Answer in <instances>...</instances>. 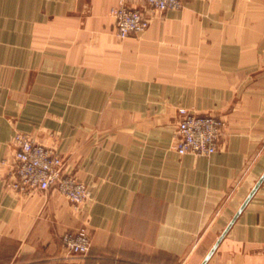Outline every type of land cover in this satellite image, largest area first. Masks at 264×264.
Returning <instances> with one entry per match:
<instances>
[{"label": "crops", "instance_id": "obj_1", "mask_svg": "<svg viewBox=\"0 0 264 264\" xmlns=\"http://www.w3.org/2000/svg\"><path fill=\"white\" fill-rule=\"evenodd\" d=\"M130 5L141 6L139 0ZM118 0H0V264H264V0H183L120 39ZM179 108L225 122L179 156ZM89 199L21 183L13 138ZM84 228L85 256L61 236Z\"/></svg>", "mask_w": 264, "mask_h": 264}, {"label": "built area", "instance_id": "obj_2", "mask_svg": "<svg viewBox=\"0 0 264 264\" xmlns=\"http://www.w3.org/2000/svg\"><path fill=\"white\" fill-rule=\"evenodd\" d=\"M118 0L111 9L114 28L120 39L137 37L145 32L152 17L168 9H178L183 0H139L141 6ZM174 131V149L179 156H210L218 151L225 122L208 113H191L180 108ZM15 170L24 185L47 192L55 190L70 203H85L90 193L76 176L66 172L65 160L50 146L40 144L29 134L17 133L13 138ZM62 247L68 256H85L90 249V239L84 228L65 231Z\"/></svg>", "mask_w": 264, "mask_h": 264}, {"label": "water", "instance_id": "obj_3", "mask_svg": "<svg viewBox=\"0 0 264 264\" xmlns=\"http://www.w3.org/2000/svg\"><path fill=\"white\" fill-rule=\"evenodd\" d=\"M264 180V175H262L261 179L259 180L258 184L256 185V187L253 189V191L250 193V195L248 196L247 200L245 201V203L249 200V198L254 194L255 190L257 189L258 185L261 183V181ZM225 232L219 237V239L217 240L216 244L212 247V249L210 250V252L207 254V256L205 257V259L203 260V262L201 264H205L207 262V260L210 258V256L213 254V252L215 251V249L217 248L218 243L220 242V240L223 238V236L225 235Z\"/></svg>", "mask_w": 264, "mask_h": 264}, {"label": "rangeland", "instance_id": "obj_4", "mask_svg": "<svg viewBox=\"0 0 264 264\" xmlns=\"http://www.w3.org/2000/svg\"><path fill=\"white\" fill-rule=\"evenodd\" d=\"M180 109V108H179ZM178 111V110H177Z\"/></svg>", "mask_w": 264, "mask_h": 264}]
</instances>
